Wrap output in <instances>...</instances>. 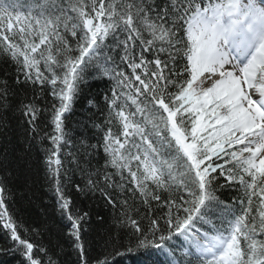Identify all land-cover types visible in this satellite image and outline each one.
Segmentation results:
<instances>
[{
  "label": "snow or ice",
  "instance_id": "obj_1",
  "mask_svg": "<svg viewBox=\"0 0 264 264\" xmlns=\"http://www.w3.org/2000/svg\"><path fill=\"white\" fill-rule=\"evenodd\" d=\"M126 261L264 264V0H0V264Z\"/></svg>",
  "mask_w": 264,
  "mask_h": 264
},
{
  "label": "trees",
  "instance_id": "obj_2",
  "mask_svg": "<svg viewBox=\"0 0 264 264\" xmlns=\"http://www.w3.org/2000/svg\"><path fill=\"white\" fill-rule=\"evenodd\" d=\"M45 199L47 198L45 197ZM41 207L42 205L40 204L39 200L34 201L32 206H29L27 202H24L23 211L20 213V215L25 222H28L41 214ZM125 264H133V262L126 261Z\"/></svg>",
  "mask_w": 264,
  "mask_h": 264
}]
</instances>
